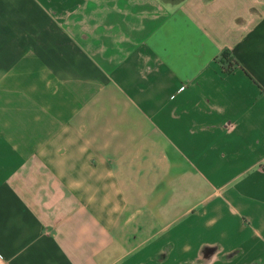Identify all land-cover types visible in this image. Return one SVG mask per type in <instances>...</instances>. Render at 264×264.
Segmentation results:
<instances>
[{"label": "crops", "instance_id": "crops-1", "mask_svg": "<svg viewBox=\"0 0 264 264\" xmlns=\"http://www.w3.org/2000/svg\"><path fill=\"white\" fill-rule=\"evenodd\" d=\"M0 264H264V0H0Z\"/></svg>", "mask_w": 264, "mask_h": 264}, {"label": "trees", "instance_id": "trees-1", "mask_svg": "<svg viewBox=\"0 0 264 264\" xmlns=\"http://www.w3.org/2000/svg\"><path fill=\"white\" fill-rule=\"evenodd\" d=\"M228 62V68L224 69L227 73H232L236 67L239 66L236 60L231 59L230 56L226 53L222 56V61Z\"/></svg>", "mask_w": 264, "mask_h": 264}]
</instances>
